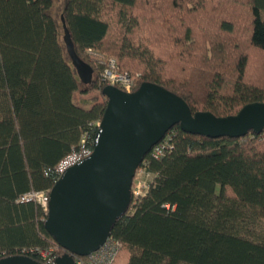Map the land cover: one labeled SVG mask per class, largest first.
Returning a JSON list of instances; mask_svg holds the SVG:
<instances>
[{
	"label": "trees",
	"instance_id": "obj_1",
	"mask_svg": "<svg viewBox=\"0 0 264 264\" xmlns=\"http://www.w3.org/2000/svg\"><path fill=\"white\" fill-rule=\"evenodd\" d=\"M89 52L139 78L134 91L151 83L192 114L235 116L264 103V0H0V259L66 253L47 212L19 199L50 192L62 164L93 151L107 99ZM164 140V155L139 167L153 176L147 192L111 231L122 244L113 264H264V131L211 139L175 126Z\"/></svg>",
	"mask_w": 264,
	"mask_h": 264
},
{
	"label": "water",
	"instance_id": "obj_2",
	"mask_svg": "<svg viewBox=\"0 0 264 264\" xmlns=\"http://www.w3.org/2000/svg\"><path fill=\"white\" fill-rule=\"evenodd\" d=\"M63 42L83 85L93 82V69L75 53L61 17ZM107 99L92 153L67 168L49 192L44 228L66 253L53 264H75L97 251L132 201L136 171L151 149L175 126L211 139L241 138L264 131V103L244 106L235 116L217 118L192 114L177 95L151 83L132 93L112 86L102 91ZM0 264H42L26 256L0 259Z\"/></svg>",
	"mask_w": 264,
	"mask_h": 264
},
{
	"label": "built area",
	"instance_id": "obj_3",
	"mask_svg": "<svg viewBox=\"0 0 264 264\" xmlns=\"http://www.w3.org/2000/svg\"><path fill=\"white\" fill-rule=\"evenodd\" d=\"M101 79L106 85L118 88L125 93L133 92L132 78L127 74L121 73L117 69V63L114 59H109L106 61L105 67L102 68ZM168 147L169 145L167 143V140L161 141L151 149L148 156L155 160H158L164 155L165 151L168 150ZM84 159L77 160L75 163L71 159L66 161L60 168V176L65 172L67 168L81 162ZM138 175L139 169L136 171L132 183V198H139L141 196H144V194L148 190L149 182H145L142 179L138 180ZM19 201L22 203L33 201L39 204L44 209V211L47 212L49 192H31L23 195L19 199ZM121 249L122 244L116 239L109 236L104 244L97 251L86 257V259H74V261L75 264H113ZM41 255L43 257H46L48 255V252L43 251L41 252Z\"/></svg>",
	"mask_w": 264,
	"mask_h": 264
},
{
	"label": "rangeland",
	"instance_id": "obj_4",
	"mask_svg": "<svg viewBox=\"0 0 264 264\" xmlns=\"http://www.w3.org/2000/svg\"><path fill=\"white\" fill-rule=\"evenodd\" d=\"M86 55L88 56V58H89V61L93 64V66L97 69V67H96V65H98V64H100V65H102L103 67H105V63H106V61L107 60H109V59H114V58H112V57H107V56H105V55H103V54H101V53H97V54H92V53H86ZM97 59L98 60V62H100V63H98V64H96L94 61H93V59ZM94 59V60H95ZM115 60V59H114ZM116 61V60H115ZM97 62V61H96ZM99 66V65H98ZM91 67V66H90ZM92 68V67H91ZM117 69L119 70V68H118V65H117ZM101 73H102V70H101ZM132 78V80H133V92H134V89L137 87V82H138V79L139 78H137V77H131ZM105 84V83H104ZM106 85V84H105ZM106 86H108V85H106ZM105 86V87H106ZM140 87V86H139ZM138 87V88H139ZM137 88V89H138ZM132 93V92H131ZM89 98V97H88ZM82 98L79 96V95H77L76 96V102L77 101H80ZM152 178H153V176L152 175H150V174H148V173H146L145 171H144V169L143 168H139V175H138V180L139 179H142V180H144L145 182H151L152 181ZM259 229V231L262 233V234H264V221H262V222H260L259 224H258V227H257V230ZM120 261H118L119 262V264H123L124 263V260H125V258L123 257V258H121V259H119ZM115 261V260H114ZM114 263V262H113Z\"/></svg>",
	"mask_w": 264,
	"mask_h": 264
}]
</instances>
